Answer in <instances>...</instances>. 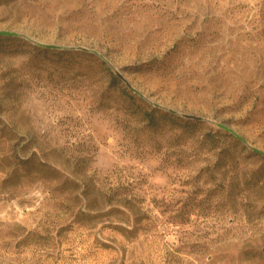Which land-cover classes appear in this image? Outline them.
<instances>
[{"label":"rangeland","instance_id":"obj_1","mask_svg":"<svg viewBox=\"0 0 264 264\" xmlns=\"http://www.w3.org/2000/svg\"><path fill=\"white\" fill-rule=\"evenodd\" d=\"M2 30L0 264H264V0H0Z\"/></svg>","mask_w":264,"mask_h":264},{"label":"water","instance_id":"obj_2","mask_svg":"<svg viewBox=\"0 0 264 264\" xmlns=\"http://www.w3.org/2000/svg\"><path fill=\"white\" fill-rule=\"evenodd\" d=\"M0 35H17L15 32L7 31V30H2L0 31ZM46 47H52V48H58L57 45H52V44H44ZM83 49L89 50L88 48L83 47ZM189 117H192L189 115Z\"/></svg>","mask_w":264,"mask_h":264},{"label":"trees","instance_id":"obj_3","mask_svg":"<svg viewBox=\"0 0 264 264\" xmlns=\"http://www.w3.org/2000/svg\"><path fill=\"white\" fill-rule=\"evenodd\" d=\"M145 114L148 117L150 124H155V114H154V112L147 111ZM197 123H198V121L191 122V123L189 122V124H192V125H196Z\"/></svg>","mask_w":264,"mask_h":264}]
</instances>
